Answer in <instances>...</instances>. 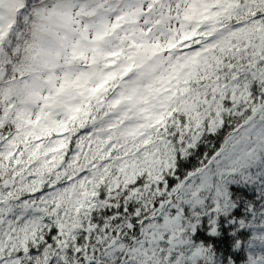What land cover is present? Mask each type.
Masks as SVG:
<instances>
[{"label":"snow or ice","instance_id":"obj_1","mask_svg":"<svg viewBox=\"0 0 264 264\" xmlns=\"http://www.w3.org/2000/svg\"><path fill=\"white\" fill-rule=\"evenodd\" d=\"M0 264H264V0H0Z\"/></svg>","mask_w":264,"mask_h":264}]
</instances>
